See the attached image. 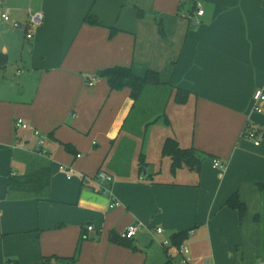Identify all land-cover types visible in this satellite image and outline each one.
<instances>
[{
    "label": "crops",
    "instance_id": "crops-1",
    "mask_svg": "<svg viewBox=\"0 0 264 264\" xmlns=\"http://www.w3.org/2000/svg\"><path fill=\"white\" fill-rule=\"evenodd\" d=\"M0 6V264H42L43 257L69 264L63 258L74 255L75 264H164L169 255L177 264L175 247L162 242L182 231L189 264H264V102L258 112L252 100L264 88V0H0ZM28 8L44 14L29 29L31 38L23 28ZM4 9L21 28L1 18ZM87 14L100 24L87 23ZM116 65L159 73L163 84L147 86L140 98L150 87L187 92L183 103L173 101L190 105L189 135L168 136L172 120L160 112L162 93L160 108L140 118L142 138L135 136L139 98L96 77ZM17 118L28 127L16 128ZM35 131L45 138L42 155L34 152ZM168 137L200 155L198 173L184 164L171 172V158L162 155ZM60 165L73 169L71 178ZM100 170L112 176L111 195L97 189ZM30 172H49L46 194L10 190V178ZM233 195L245 205L243 215L226 205ZM114 200L119 204L111 208ZM131 223L139 229L126 244L110 239L123 238Z\"/></svg>",
    "mask_w": 264,
    "mask_h": 264
},
{
    "label": "trees",
    "instance_id": "trees-1",
    "mask_svg": "<svg viewBox=\"0 0 264 264\" xmlns=\"http://www.w3.org/2000/svg\"><path fill=\"white\" fill-rule=\"evenodd\" d=\"M85 21L91 24H100L98 19L91 14L86 15ZM158 26L159 31L162 33L163 31L160 21L158 22ZM4 63L5 55L0 53V67L4 65ZM96 77L104 78L111 90H120L124 87L129 88L133 100H137L147 86L155 87L163 84L160 80L159 73L155 70L148 69L143 75H137L131 67L117 65L98 71ZM185 96H187V92L179 88H175V102L183 103ZM65 147L69 150V145L66 144ZM162 155H166L171 158L172 162L170 169L173 174L183 164L190 169H193L196 173L199 172L202 161L200 155H198L193 148L180 147L174 138L168 137L164 141L162 145ZM40 173L37 174L35 172H30L22 178H10V190H19L26 194H34L37 196L46 194L49 183V172H45L46 174H44V176H40ZM226 205L230 208L238 210L240 215H243L246 210L245 205L239 200L237 195L231 196L226 201ZM186 237L187 231L175 233L170 239L171 246L179 248ZM110 239L121 245L126 244L127 240L125 238H120L115 233H111ZM42 260V264H50L49 257H43ZM63 260H67L69 264H75L76 256L74 255L72 257L63 258ZM13 264L19 263L17 261H13ZM164 264L175 263L172 262V257L169 255L168 260Z\"/></svg>",
    "mask_w": 264,
    "mask_h": 264
},
{
    "label": "built area",
    "instance_id": "built-area-1",
    "mask_svg": "<svg viewBox=\"0 0 264 264\" xmlns=\"http://www.w3.org/2000/svg\"><path fill=\"white\" fill-rule=\"evenodd\" d=\"M203 12H204L203 9H198L197 10V16H201L203 14ZM27 15H28V19H27L26 23L23 25V28L25 30L26 38H31L32 32L29 29L31 27L32 28L39 27L44 21V14L40 10H33V9L28 8L27 9ZM1 18L5 22L11 23V26L13 29H18V28L22 27V25L20 24L19 21L14 20L12 18L11 12L8 9H4L1 12ZM95 79H96V77H94L90 81H87L88 85H92L93 81ZM252 100L254 102V104H253L254 109L259 112L260 111V103L264 102V88H257L252 95ZM15 127L20 128V129H26L28 127V125L24 122V120L22 118H17L15 121ZM35 134L40 136L38 131H35ZM246 135L249 138L253 139L254 143L256 145L259 144V140L256 137V131L255 130H253V129L246 130ZM44 142H45V138L40 136L38 145L36 146L34 152H36L37 154H40V155L46 153L43 149ZM80 156H81V154H76V157H80ZM212 161H213V164L215 166H217L219 168L222 167V164L217 159H213ZM60 169H62V170H68L69 169L68 174H67V178H71V172L73 170L72 168L67 167L65 165H60ZM139 170H140V174L138 177H139V179H143L144 178V171L146 170V166L144 164H141L139 167ZM96 178L98 179V186H97L98 191L101 194L111 195V189L108 187L107 184L112 181V176L109 175L107 172L100 170L96 173ZM118 204H119V202L114 200L110 203L109 206L112 208ZM87 229L91 230L92 226L88 225ZM138 229H139L138 223L128 224L122 232V237L125 239H132L135 236ZM155 231L157 233L163 232L162 228H160V227H156ZM162 244L164 246H166V245L170 246L171 245L169 240H164L162 242ZM175 249L177 250V253L180 255V258H179L177 264H187L189 262L188 261L189 257L187 255L188 254V248L186 247V245L181 244L179 246V248H175Z\"/></svg>",
    "mask_w": 264,
    "mask_h": 264
},
{
    "label": "rangeland",
    "instance_id": "rangeland-1",
    "mask_svg": "<svg viewBox=\"0 0 264 264\" xmlns=\"http://www.w3.org/2000/svg\"><path fill=\"white\" fill-rule=\"evenodd\" d=\"M18 33H20V30L18 31ZM19 55H20V53H18V55L16 57L17 60L19 59ZM144 93H145V96L143 98L139 97V100H138L137 105H136V113H138V118L136 119L137 120L136 125H139V128L134 129L135 130L134 131L135 136L139 137V139L142 138L143 133H144V128H145L144 127L145 123L142 122V120H145L146 116L152 115L153 113H155L160 108V100H161L160 96L162 98V93L165 94V96L162 98L163 102H164V106L163 105L161 106L162 110H160V112L162 113L165 111L164 113H166L168 116H170V118L172 120L171 125L174 126L173 129L170 127L171 125L168 127V130H167L168 136H173V134H175L176 130L181 131L178 134L185 133L186 135H189L190 130H191V126H192V111H191L190 105L184 106V104L178 105V104L174 103L173 100H174L175 91L171 92L170 88L169 89L164 88L163 91H160V88L150 87ZM172 95H173V97H172ZM170 96H171V100H169ZM167 102H168V105L165 108V105ZM140 118H142V120ZM158 131H159V133H157ZM153 134L154 135L156 134L155 138L160 137V126H156L153 128ZM178 138L181 139V135ZM140 146H142V145H140ZM156 156H157V154H156ZM151 159L154 161V157H152ZM156 160L160 161V158L156 157ZM161 178H163V177H161Z\"/></svg>",
    "mask_w": 264,
    "mask_h": 264
},
{
    "label": "water",
    "instance_id": "water-1",
    "mask_svg": "<svg viewBox=\"0 0 264 264\" xmlns=\"http://www.w3.org/2000/svg\"><path fill=\"white\" fill-rule=\"evenodd\" d=\"M125 82H126V80H125Z\"/></svg>",
    "mask_w": 264,
    "mask_h": 264
}]
</instances>
